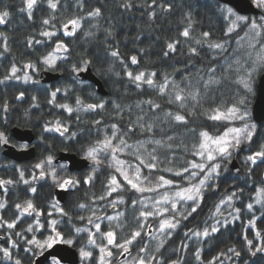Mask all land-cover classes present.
I'll return each mask as SVG.
<instances>
[{
	"label": "trees",
	"instance_id": "obj_1",
	"mask_svg": "<svg viewBox=\"0 0 264 264\" xmlns=\"http://www.w3.org/2000/svg\"><path fill=\"white\" fill-rule=\"evenodd\" d=\"M123 3L124 0H59L58 7L54 11L48 7L47 0H38L32 19H28L27 13L20 11L24 6L22 0H0V11L6 9L10 12L8 22L0 24V32L7 37L9 48L8 52H4L2 46L4 38L0 37V53H2L0 55V79L9 73L12 64H15L18 69L25 70V65L32 63L39 70L62 73L58 81L48 84L47 87L14 79L0 84V107L4 101H7L9 105L7 113L0 111V129H4L11 142L14 141L10 136V131L14 127L30 129L36 137V157L19 167L24 171L25 179L31 181L34 171L38 176L39 172L34 169V165L49 154L48 145H51L54 158L58 157L61 152L76 154L84 158L85 151L95 146L97 140L112 136V125L116 124V138L113 144H118L119 139L123 137L127 145L131 146L123 152H117L116 158L125 161L133 169L139 164V160L135 158L134 147L137 144L148 142L151 139L162 142L161 145L148 144V147L151 150L156 149L154 154L160 158L162 168L165 169L157 168L150 171L147 167L141 166L140 185L142 187H148L151 183L156 185L155 182H159L158 177L161 175L166 179L181 183L182 186V182L186 183L185 179L175 176L174 172L187 167L189 162L195 159L193 148L201 141L200 132L207 131L210 136L217 137L231 126H241L244 123L238 119L219 121L209 119V116L215 114L213 110L217 108L226 113L228 107L237 105L241 111L245 108L249 111L255 98V94L244 88L235 69L222 66V56L232 50L242 29L225 35L230 23L220 10V2L217 0H156L157 5H171V8L165 11L157 7L154 19L149 18V12L152 9H149L147 5L150 0H132L134 7L127 11L120 7ZM96 7H101L102 15L89 17L87 13ZM76 17L82 18L81 27L76 30L75 35L67 37L63 34L62 25ZM44 19H49L50 23L44 25L42 23ZM186 27L189 28V38L181 35ZM45 30L56 32V36L51 39L41 36L40 32ZM204 32L210 34L208 38L203 37ZM29 39H33L31 47L28 45ZM35 40H40L42 43L35 44ZM57 40L67 45L68 58L57 62L56 69L51 70L43 65L42 58L53 51ZM176 40L180 41L176 51L167 57L164 56L163 53L168 51L167 43ZM196 40H200L201 44H196ZM216 43L228 46L227 52L219 55L221 48L209 47L210 44ZM192 47L197 48L198 55L190 53ZM114 49L119 51V58L111 56V51ZM132 55L137 56L139 61L137 65L131 64ZM82 59L91 61L89 68L103 83L108 92L106 96L97 92L94 83L77 80L72 72V65L79 64ZM210 68L213 71H210ZM126 71H132L134 74L139 71H154L157 73L154 77L157 86L150 87L145 84L137 88L135 83L126 76ZM263 72L264 68L259 74ZM38 75H35V80L38 79ZM259 76L253 80L255 86ZM165 77H167L168 86L161 94L158 86L165 83ZM212 78L215 82H207ZM173 82L184 89L182 95H187L189 91L198 92L196 100L189 98L183 106L180 102L174 101L173 93L176 89L172 86ZM54 88H60L61 92L57 94L55 103L49 104L50 92ZM20 92H24V97L21 100L15 99ZM32 97H36V100L33 101ZM77 97L85 105L100 101H115L120 105L121 111L117 114L112 103H106L103 110L74 111L71 115L56 107L57 104L66 103L75 109ZM149 99L159 104L160 108L150 110L149 106L143 103ZM241 99L245 101L243 105L239 104ZM169 112L173 116L177 113L184 115L186 123L166 117V113ZM139 117L144 119L140 120ZM56 120L65 122L69 131L76 133L75 138L68 139L60 137L57 133L44 131V125L47 122H52L54 125ZM95 121H100V123L96 124ZM141 123L152 124L153 131L149 133L142 130L139 127ZM130 126L134 131H128ZM41 137L44 138L43 141ZM168 137L172 139L169 140ZM253 141L251 145L247 143L243 145L242 153L238 157L241 173L235 174L230 167L231 163H228L225 166L227 171L223 172L222 168L220 176L210 182L214 185V190L205 188L203 200L197 211L192 213L187 220L178 217L179 226L171 233V236L163 241V247H160L158 252L155 249L154 255L161 261V264H169L170 261L178 259L180 264H209V261L221 252L224 255L216 264H221V262L222 264H264V251L256 250L264 246V216H262L264 203L255 202V196L260 194L258 189H264V164L251 166L244 163L245 157L250 154L247 149L251 147L252 151H256L260 144L264 143V121L257 125ZM99 158L101 161L99 165H92L89 161V166L81 171H70L69 169L62 171L57 166L56 170L61 178L73 176L79 179L89 173L93 176L91 184L81 183L77 189L68 191L66 202L60 205L67 215L62 216L55 209L53 211L52 204L55 202L53 191L56 187L51 177L34 181L31 186L36 187L37 192L31 193L27 190L29 185L20 181L18 166L2 157L3 163L1 164H5L8 168L7 170L0 169V178L18 181L8 186L6 200L9 207L5 219H14L13 211L16 203L31 199L34 205L44 213L41 216L43 220H39L43 227L35 224L34 229L37 234L36 231L25 233L27 238L30 239L36 234L39 239H44L46 235L52 234L49 221L60 218V221L56 220L57 230L65 238L72 239L73 246L78 249L88 242V236L77 232L76 229L85 227L88 218H93L91 215L93 212L99 216L108 205L107 214L119 212L122 217L118 228L114 230L116 243H123L131 237L134 231L141 232V235L131 245H128L129 252L127 253L121 254L123 249L108 245L115 254V259L110 264H118L117 260L124 255L126 258L129 255L139 258L144 254L140 253L141 248L148 250L145 237L148 231L140 227L142 223L140 210L136 204H133V201L138 203L149 192H137L127 184L116 171L115 161L110 151L101 153ZM249 167L252 168L251 172H249ZM169 168L172 169L171 172L166 170ZM113 175L120 181L122 187L109 196L107 195L109 181ZM149 180L151 183L147 185ZM234 191L237 195L234 198L233 210L239 208L241 211L240 213L235 211L233 221L225 226L217 227L219 231L207 238L193 236L191 239H185L184 233L188 229L202 231L207 227L211 232L217 206L220 205L221 200ZM100 196H104L105 199H97ZM119 200L121 203L113 204ZM249 203L253 204V212H249L246 208ZM80 204H85L87 207L81 209ZM48 212L52 215L48 216ZM253 214L257 218L256 228H251L248 224ZM81 216L84 217L83 220L80 219ZM237 216L239 218H236ZM35 218V214L31 218L25 217L24 220L22 219L24 222L18 223L14 231H23L29 223H34ZM257 230L260 232L259 236L256 235ZM9 231L0 228V232L3 233L1 235H7ZM245 236L247 240L253 241L252 246L247 244ZM12 239L20 244L19 249L13 250L14 259L21 258L23 264H28L26 257L29 254L22 251L28 245L24 243V239L14 234ZM185 243L188 245L187 248H183ZM2 245L10 247L5 242ZM230 248L235 249L240 255L236 256L233 252H229ZM197 251L201 257L200 260L195 258ZM91 252L92 257L89 264H98L99 249L92 247ZM0 264H13V261H5L2 257Z\"/></svg>",
	"mask_w": 264,
	"mask_h": 264
},
{
	"label": "snow or ice",
	"instance_id": "obj_2",
	"mask_svg": "<svg viewBox=\"0 0 264 264\" xmlns=\"http://www.w3.org/2000/svg\"><path fill=\"white\" fill-rule=\"evenodd\" d=\"M23 7L20 9V11L27 13V18L32 19L33 16V10L36 8L38 4V0H22ZM48 7L52 10H56L58 7L59 0H47ZM252 3L256 6V8L264 10V0H252ZM148 8L152 9V11L149 12V18L154 19L156 16L155 9L157 7L162 8L163 10L167 11L170 10L171 5H157L156 0H150V3H148ZM123 9L130 10L134 7L132 0H124V3L120 5ZM220 10L223 14H225V19L230 20V26L225 32V35L227 36L230 32L234 30V26L238 27V22L241 23H248L250 30L255 34L259 35L258 29H264V16L260 17L261 23H258L255 19H252L249 22V18L241 15H237L236 12L233 10V8L228 7L226 3L220 4ZM89 17H99L102 15L101 7H96L89 11L87 13ZM10 17V12L8 10L0 11V24H5L8 22V18ZM81 17H76L69 19L66 23L62 25L64 29V35L66 36H72L75 35L76 30L81 27ZM44 25H48L50 23L49 19H44L42 21ZM69 26H71V29H69ZM190 27V25H189ZM41 36L48 37L51 39L52 37L56 36V32L53 31H42L40 32ZM181 35L185 38L190 37L189 28L186 27ZM204 38L209 37L208 32H204L203 34ZM247 35V34H246ZM0 37L4 38L3 41V50L4 52H8V44H7V37L3 32H0ZM206 42V41H205ZM42 41L35 40V44H41ZM180 43L179 40L169 42L167 43V49L168 51H165L163 53L164 56L170 55V53H173L176 51L177 45ZM196 44H201L200 40H196ZM28 45L31 47L33 45V39L28 40ZM210 48H223V44L216 43V44H210ZM63 51L65 54L69 52V49L66 44H64L62 41L57 40L55 44V48L52 52H49L46 56L42 58L43 63L48 66L49 69L55 70L56 69V60L57 59H67V55L63 57H59L55 55V53ZM190 53L192 55H198V51L196 47L190 48ZM2 55V53H0ZM111 56L119 58V51L114 49L111 51ZM131 64L137 65L139 63L137 56L132 55L130 57ZM91 61L82 59L79 64H73L72 65V72L74 74H80L87 72L89 70V65ZM123 63V61H121ZM25 67L33 68L35 70V65L32 63H28L25 65ZM125 68H127V65H125ZM210 71H213V69H209ZM19 71V69L16 67L15 64H12L10 71L7 75L3 77V79H0V84H3L5 81H8L10 79H19L18 76H16V73ZM255 71V69H253ZM126 76L129 78L130 81L135 83V86L137 88H141L142 85H148L150 87L157 86L156 82L154 80V77L157 76L156 72H145V71H139L137 73H133L132 71H126ZM249 80L251 79V73H248ZM78 78V75L77 77ZM26 81L31 79L30 76H25L24 78ZM244 84V87L248 90V92L252 91L251 85L248 81H241ZM167 77H165V83L163 85H159V92L163 94L167 88ZM173 88L176 89V91L173 93V99L176 102H180L181 106H183L184 102L191 98L192 100H196L198 96V92L195 91H189L187 95H182L184 92L183 88H180L178 84H175L173 82ZM206 86V85H205ZM61 92L60 88H54L50 92V99L48 100L49 104H54L57 94ZM65 95H67V92H65ZM24 97V92H20L18 96L15 97L17 100H21ZM33 101L36 100V97H32ZM106 103H112L114 111H116L117 114L120 113L121 108L118 103L115 101H100L98 103H90V104H84L83 101L77 97L75 100V104L77 107L74 109L73 107L69 106L68 104H57L56 107H59L63 110H65L69 115H71L74 111L80 112V111H96L97 109L103 110L105 109ZM143 103H146L149 106L150 110H156L160 108V105L157 103H154L151 99L144 101ZM245 101L241 99L239 101L240 105H243ZM37 106L38 105H34ZM139 106V105H138ZM0 111L7 113L9 111V105L7 101H4L2 107H0ZM215 114L209 116V119L219 121L221 119H238L242 122L246 121V117L249 116V113L247 109L245 108L243 111H241L240 107L237 105H232L231 107H228L225 112H222L219 108L213 110ZM166 117L172 118L177 122H184L186 123L185 116L181 114H176L175 116L172 115V113H166ZM140 120H143V117H139ZM6 122V118H5ZM96 124H99L100 121H95ZM139 127L142 130H146L147 132L153 131V125L152 124H144L141 123ZM113 133L111 137L105 136L102 140H97L95 146L89 147L85 151L84 159L86 161H91L92 165H99L101 163L100 161V154L106 151H110L112 155V159L115 161L116 165V171L120 173L124 180L127 182L128 185L131 186L132 189H135L137 192H156L159 188L165 187V186H175L178 190L175 191L171 196L167 192L163 194V196L155 200V205H160L161 203L164 204H170V209L173 215L170 218L162 219L159 223V228L157 229L158 232L161 234H164L167 230V235L171 236V232L175 230L179 224L180 219H177L176 213L179 211L178 209V203L183 202H191V210L185 213H179L180 217L184 220H187L189 216L192 215V213H195L197 211V208L199 207L200 203L203 200V190L205 188H213L214 185L209 183V181H212L214 178L220 176L221 169L227 171V168L225 165L227 163H231L232 156L235 152H239L242 150L243 145L247 143L248 145H251L253 141V137L257 130V125L252 123L244 122L241 127H232L226 129L221 135L213 138L209 136V133L207 131L200 132V136L204 138V140L200 143L199 148L200 151L195 153V155H199L202 157L205 162L197 163L196 161L189 162L188 167H184L178 171L174 172V175L177 177H181L182 179H187L191 181L193 178H196L198 175L202 174L201 178H199L198 183L192 184L190 183L187 187H180L174 180L166 179L163 175L158 177L159 183H157L154 187H142L140 185V171L141 166L147 167L150 171L153 169H156L157 165L153 161H156L157 157L154 154L156 149L153 148L151 153H148L150 160L146 163L142 155H137V159L139 160V164L134 166V172L132 175V178L129 177L128 171H125L123 169V165L126 163L125 161L119 160L116 158L117 152H123L125 149H129L131 146L127 145L126 141L121 137L119 139L118 144H113V140L116 138V129L117 125H112ZM44 131L50 132V133H57L60 137H65L68 139L75 138L76 133L70 132L69 127L65 122H62L60 120H56L55 124L53 125L52 122H47L44 125ZM129 132L134 131V129L130 126L128 129ZM67 134V136H66ZM231 134V137H230ZM43 137H41V141H43ZM169 140H171V137H168ZM148 143L155 144V145H161L160 140H149ZM0 146H10V141L8 137L5 135L4 132H0ZM29 147V144L24 143L20 145L21 150H27ZM49 154L40 162L36 163L34 165L35 170H39L38 176L36 175L35 171L32 173L31 180L36 181L38 179H45L47 177H51L53 184L56 188L64 191H71L73 189H77L78 186L81 185V183L85 185H89L93 181V176L91 173H89L86 176H81V178L77 179L73 176H66L64 178H61V176L57 173V166L63 171L65 169H70L71 162H58L56 166H54V155L51 153V145H48ZM144 145L142 143L137 145V152H139L140 149H143ZM248 154L245 159L244 163L246 165L256 166L258 164H264V143L260 144V147L256 151H252L251 147H249ZM144 151H147V149H144ZM190 169L199 170L197 171H190ZM167 171L171 172L172 169H166ZM19 178L20 181H22L25 185H29V188L27 189L31 193H36L37 188L34 186H31L30 181L28 179L24 178V171L19 170ZM93 171H95V168H93ZM252 171V168L249 167V172ZM184 173H189L187 177L184 176ZM147 179V178H146ZM18 183V181H14L12 179H3L0 178V191L3 192V194L6 196L8 193V187L9 185H14ZM122 187L120 181L117 180L116 176L113 175L110 178L109 181V190L107 195H111L113 192H116L118 188ZM242 191V190H241ZM258 192L261 195V198L258 199L257 203H264V189H258ZM237 193L234 191L230 196L227 197V201L231 202L233 197L236 196ZM238 198V197H237ZM97 199L103 200L105 199L104 196H100ZM224 200H221V203H224ZM133 204H136V201H133ZM8 204L7 201L0 202V228H4L6 230H13L11 234L7 236H0V239H3L5 241V244L10 245V247L0 245V254H2V257L5 261H13V264H23V261L21 258H15L13 255L14 249H19L20 244L18 241L12 239V235L14 234L17 237H21L24 239V243L28 245V247H24L22 251L24 253L29 254L26 259L28 260V264H65L63 256L48 252L47 255H45V252L53 249L55 245L57 244H65L68 246H73L74 241L72 239H67L64 237V235L57 230L56 220H50L49 221V227L51 228L52 234L46 237L43 241L36 238L35 235H33L30 239L27 238L25 233H33L36 229H34L33 225L31 223L28 224V227L24 229L23 231H14L17 228L18 223H23L24 221L21 219L22 217H32L33 214H35L36 217H39L43 215L44 213L37 209V206L34 205L31 199H28L24 201L23 203H16L14 205V211L13 216L14 219L8 220L5 219V216L7 215L8 210ZM52 207L62 216H66L67 213L64 212V209L60 207L59 200H56ZM87 207L85 204H80L79 208L83 209ZM246 208L249 212H253V204L249 203L246 205ZM219 210V206H217V211ZM235 211L237 213H240L241 209L236 208ZM169 212V208L165 207L162 210L157 209L155 212L153 211H141L139 213L140 217H144L145 220L148 217L154 216V215H160L163 216L164 213ZM48 216H51L52 213L48 212ZM93 215H95V212H93ZM264 216V214H262ZM236 218H239L238 216ZM81 220L84 219L83 216L80 217ZM99 219V217H97ZM107 219L112 220L113 217H107ZM256 217L253 214L252 218L248 221V224L251 228H256ZM36 225L39 227H43V225L40 224V221L37 219L35 221ZM88 223L92 224L95 228V232H92L90 229H80L77 228V232L87 231L89 233L88 236V242L90 245H95V235L96 233H100L101 225L100 223H94L92 218H88ZM219 223V221H217ZM140 227L143 228L144 224L141 223ZM219 231V228H217L215 225L211 226V232L209 231V228L205 227L202 231L200 230H193L188 229L185 233V239H191L194 237H209L212 233H217ZM191 233V235H189ZM104 237L107 238V244L108 245H114L117 248L123 249V253L129 252L128 245H131L134 240H136L137 237L141 235L140 231H134L131 234V237L129 239H126L123 241V243H116V234L114 231H107L105 233H102ZM256 235L259 236L260 232L259 230L256 231ZM245 239L247 240V237L245 236ZM247 244L249 246L253 245L252 240H247ZM160 247H163V241H161L160 244L157 245L156 251L158 252ZM188 245L185 243L183 244V248H187ZM257 251H264V246H261L256 249ZM178 251V250H177ZM229 252H233L236 256H239L240 253L235 251V249H228ZM100 252L102 253L100 257V264H104V253L106 252V246L100 247ZM140 253H147L146 248H141ZM79 255L81 257V260H85L87 258L92 257V252L85 250L84 248H81L79 250ZM224 253L221 252L217 256H214L211 261H209V264H216L217 261L220 260V257L223 256ZM107 256H112L111 251H107ZM42 257L43 260L39 261L37 258ZM195 258L197 260H200V254L199 251L196 252ZM135 264H161V261L157 259L155 255L147 254V255H141L139 258H135ZM169 264H180L179 259L178 260H172L169 262ZM222 264V262H221Z\"/></svg>",
	"mask_w": 264,
	"mask_h": 264
},
{
	"label": "rangeland",
	"instance_id": "obj_3",
	"mask_svg": "<svg viewBox=\"0 0 264 264\" xmlns=\"http://www.w3.org/2000/svg\"><path fill=\"white\" fill-rule=\"evenodd\" d=\"M259 10L261 11L262 15L259 14L260 16H257V17H253V16L252 17L245 16V17L249 18V22L252 19H255L258 23H261L260 17L264 16V10H261V9H259ZM236 14L239 15L237 12H236ZM228 21L230 23V20H228ZM238 24H239V26L238 27L234 26V30L232 32H237L240 29H242V33L239 36V38H237V41L234 43V45L232 46V50L230 52H228L225 56H222V58H221L222 66L226 67L228 69L229 68L235 69L237 71V75L239 76L241 81H248L250 83L251 88H252V91L250 93L255 94L256 86L254 85L253 80L255 77L260 75L259 73L261 72V69L264 68V29H258L257 31L259 32V35H255L250 30L249 24L241 23V22H238ZM227 48H228V46H224L221 49V52L219 55H222L223 53L227 52ZM55 55H57L59 57H63L67 54H65L63 51H61V52L55 53ZM63 60H64L63 58L57 59L56 64H57V62L63 61ZM42 63H43V60H42ZM43 65L46 68H48V66L45 65L44 63H43ZM253 69H255V71H253ZM39 71H42V70H39L36 66H35V70L33 73H32V70H30L29 72H26V70L19 68V71L16 73V76H18L19 79H15V78H13V79L16 81H20V82L22 81L23 83L24 82H32L33 78H35V75H38ZM248 73H251V79L250 80H249ZM26 75L30 76L31 79L26 81L24 79ZM207 82H215V80H214V78H212L211 81H210V79H208ZM248 113H249V116L246 117V121H244V122L252 124V123H254V121L252 119L250 108H249ZM229 120H233V119H229ZM241 126H231L230 128L241 127ZM47 133H50V132H47ZM230 137H231V134H230ZM213 138H215V137H213ZM151 140H153V139H151ZM203 140H204V138L201 137L200 143ZM200 143L194 146L193 155L195 156V159L191 160V161H196L197 163H200V162L206 163V160H204L202 157H200L199 155H195V153L200 151V148H199ZM142 144L144 145V148L140 149L139 152H137V145L138 144L134 147L135 152H136L135 158H137V155H142L145 162L147 163V161L150 160L148 153H151L152 150L148 147V144H150V143L142 142ZM144 149H147V151H144ZM196 158H197V160H196ZM153 162L156 163V165H157L156 169L163 167L162 161H160V158H157L156 161H153ZM227 164L225 166H227ZM54 165H55V163H54ZM123 169L125 171H128L129 177L132 178L134 169L132 167H130L129 165H127L126 163L123 165ZM164 169L165 168H162L161 170H164ZM190 171H197L198 172L199 170L190 169ZM223 172H225V170ZM188 175H189V173H184L185 177H187ZM201 176H202V174L198 175L196 178H193L191 181L185 179L186 183L182 182V186H181V183L176 182V184H178L180 187H187V186H189L190 183H192V184L198 183V180H199V178H201ZM121 177L123 178L122 175H121ZM210 182L211 181H209V183ZM150 183H151V180L148 181L147 185H149ZM155 183H159V182H155ZM154 186H155V184L151 183V185L148 187H154ZM177 190L178 189L175 186L161 187L156 192H149L148 194L144 195L143 198H141L138 201V203H136L140 212L145 211V210L155 212L157 209L162 210L165 207L169 208V212L164 213L163 216L154 215V216L148 217L146 220L144 217H141V221L144 224V227L142 229H145L148 231V235H145V237L147 239L148 250H147V253H144L143 255H147V254L154 255L155 249L157 248V245L160 244L161 241H164L168 237L167 230L165 231L164 234H161L160 232L157 231V229L159 228V223L162 219L170 218L173 215V213L171 212V209H170V204L161 203L160 205H155V203H154L155 200L160 199L165 192H167L169 194V196H171ZM204 190H203V192H204ZM230 195H228V196H230ZM227 197L224 199V201H225L224 203H220L219 210L218 211L216 210V212H215V215H214L215 218H214V222L212 223V225H215L216 227L225 226L228 222L233 221L235 218L236 212L233 210V203H234L235 196L233 197L231 202L227 201ZM260 198H261L260 194L255 196V202ZM0 202H3V201H0ZM119 203H121V200L116 201L113 204L118 205ZM190 205H191V202H187V203L180 202V203H178L179 211L176 213L177 219H178V217H180L179 213L187 214V212H189ZM108 208L109 207L107 205V207L105 209H103V211L101 212V214L99 216L96 214L95 215L91 214L93 217L92 218L93 222L94 223H100V225H101L100 233H96V235L94 237L96 240V244L90 245L89 242H87L86 244H84L81 247V248H84L85 250H88V251H92V247H97L99 249V252H100V247L106 246V252L103 254L104 255V264H110L115 259V254L112 250L109 249L108 244H107V238L104 237L102 235V233H105V232L110 231V230L114 231L116 228H118V226L121 222V219H122L121 213H119V212L107 214ZM25 217H27V216H25ZM97 217H99V219H97ZM107 217H113L114 219L109 220V219H107ZM27 218H31V217H27ZM151 220H153V221H151ZM217 221H219V223H217ZM32 225L34 227L35 222ZM85 228L90 229L92 232H95V228L93 227L92 224L87 223V225L81 229H85ZM174 231L175 230H173L172 232H174ZM10 233H11V231L7 232L6 234L9 235ZM80 233H83V234H86L87 236H89V233L87 231H82ZM36 234H37V231H36ZM49 235H51V234H49ZM49 235H47L46 237H48ZM44 239H39V240L43 241ZM81 248H78V252ZM107 251H111L112 256H110V257L107 256ZM101 255H102V253L100 252L98 264H100ZM90 258H87V259L82 261L81 257H80V264H83L85 262L89 264ZM0 259H2V254H0ZM117 263L118 264H135V257H132L131 255H129L127 258L124 257V258L118 259Z\"/></svg>",
	"mask_w": 264,
	"mask_h": 264
},
{
	"label": "water",
	"instance_id": "obj_4",
	"mask_svg": "<svg viewBox=\"0 0 264 264\" xmlns=\"http://www.w3.org/2000/svg\"><path fill=\"white\" fill-rule=\"evenodd\" d=\"M221 4L226 3L229 7L233 8L239 15L242 16H258L261 11L256 8V6L252 3V0H217ZM78 78L77 80L82 82H92L96 86L97 92L106 96L108 94L107 90L104 88L103 83L100 79L94 75L89 68L87 72L75 74ZM62 76V73H54L50 71H43L39 75V82L44 84H50L55 81H58ZM251 115L253 121L260 125L264 121V72L259 76L255 98L251 108ZM11 136L14 140L20 143H27L32 145L35 140V134L30 129H21L18 127H14L11 129ZM3 156L15 161L16 163L29 162L36 156L35 147H30L27 150L15 149L14 146H2ZM242 153V150L239 152H235L233 154V159L231 161L230 167L234 171L235 174L241 173V166L238 161L239 155ZM71 162L70 171H81L89 166V161H86L84 158L78 157L76 154H70L67 152H61L56 162ZM54 195L56 200H59L60 204H64L66 202L68 191L60 190L58 188L54 189ZM57 253L63 256L65 264H80V255L76 248L73 246H68L65 244H57L53 249H50L45 252V255L48 252ZM125 255L123 256V258ZM39 261H42V257L37 258Z\"/></svg>",
	"mask_w": 264,
	"mask_h": 264
},
{
	"label": "flooded vegetation",
	"instance_id": "obj_5",
	"mask_svg": "<svg viewBox=\"0 0 264 264\" xmlns=\"http://www.w3.org/2000/svg\"><path fill=\"white\" fill-rule=\"evenodd\" d=\"M68 37V36H67ZM25 70H26V72H29L30 70H32V73L34 72V69H32V68H25ZM41 73V72H40ZM39 73V74H40ZM33 83H35V84H37V79L35 80L34 78H33V81H32ZM39 84H41V85H43V86H49L48 84H42V83H39ZM0 132H4L5 133V135L8 137V139H9V136L6 134V132L4 131V129L2 128V129H0ZM10 136H11V131H10ZM9 141H10V145L11 146H14V148L15 149H20V145L21 144H24V143H20V142H17L16 140H14L13 139V141L14 142H11V140L9 139ZM36 144H37V142H36V140H35V142L32 144V145H29V147H28V149L30 148V147H35V149H36V154H37V147H36ZM21 150V149H20ZM2 157H4L3 156V149H2V146H0V169H4V170H7V168L8 167H6V165L5 164H1V163H3V160H2ZM36 157V156H35ZM4 158H6V157H4ZM6 159H8V158H6ZM56 159H57V157L56 158H54V163H55V165H57L58 164V162H56ZM8 160H10V161H12L14 164L13 165H17L18 166V169L19 170H21V168H19L23 163H25V162H23V163H16L15 161H13V160H11V159H8ZM33 160V159H32ZM31 160V161H32ZM41 160H43V159H41ZM40 160V161H41ZM39 161V162H40ZM38 172H39V170H37ZM40 180H42V179H40ZM33 182L34 181H30V184L32 185L33 184ZM36 182V181H35ZM38 183V185L40 184L39 182H37ZM10 186V185H9ZM39 186H41V185H39ZM54 189H56V188H54ZM53 195H54V191H53ZM7 196V195H6ZM6 196L3 194V192L2 191H0V201H5L6 200ZM54 198H55V195H54ZM67 200V199H66ZM7 201V200H6ZM55 201H56V198H55ZM61 205V204H60ZM38 209V208H37ZM38 210H40V209H38ZM40 211H42V210H40ZM53 211H54V208H53ZM42 216V215H41ZM41 216H39V217H36L35 219H34V222L38 219V220H40V221H42L43 220V217H41ZM57 221H60L61 219L60 218H58V219H56ZM36 224V223H35ZM41 224V223H40ZM0 236H7V235H1L0 234ZM47 236V235H46ZM5 241L3 240V239H0V245H2V243H4Z\"/></svg>",
	"mask_w": 264,
	"mask_h": 264
},
{
	"label": "bare ground",
	"instance_id": "obj_6",
	"mask_svg": "<svg viewBox=\"0 0 264 264\" xmlns=\"http://www.w3.org/2000/svg\"><path fill=\"white\" fill-rule=\"evenodd\" d=\"M24 218H25V217H22L21 219H23V220H24ZM10 231H11V230H10ZM0 234H3V233H2V232H0ZM10 234H11V233H10ZM35 236H36V234H35ZM36 238H38V237H36ZM38 239H39V238H38Z\"/></svg>",
	"mask_w": 264,
	"mask_h": 264
}]
</instances>
